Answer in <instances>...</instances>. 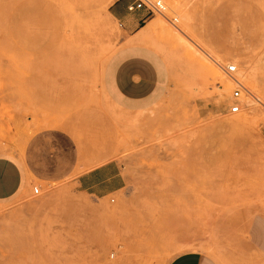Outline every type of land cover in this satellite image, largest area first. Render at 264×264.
<instances>
[{
    "label": "rangeland",
    "instance_id": "1",
    "mask_svg": "<svg viewBox=\"0 0 264 264\" xmlns=\"http://www.w3.org/2000/svg\"><path fill=\"white\" fill-rule=\"evenodd\" d=\"M113 1L0 0V154L27 184L0 200V264H167L193 248L261 264L264 0H165L164 15L131 25ZM139 26L161 88L131 108L104 73ZM228 62L245 86L236 113ZM110 159L121 188H78Z\"/></svg>",
    "mask_w": 264,
    "mask_h": 264
},
{
    "label": "crops",
    "instance_id": "2",
    "mask_svg": "<svg viewBox=\"0 0 264 264\" xmlns=\"http://www.w3.org/2000/svg\"><path fill=\"white\" fill-rule=\"evenodd\" d=\"M121 1L114 0L110 4L115 16L127 19L130 22L128 25L133 24L134 19L141 20L143 14L141 10L131 13L126 9V4L130 0L125 6ZM142 27L129 29L127 37L121 41L117 51L109 59L104 73L105 87L110 94L118 102L131 108L150 104L158 96L161 88L156 51L135 38ZM54 174L56 173L51 176L56 177L57 175ZM74 182L81 190L104 195L121 188L124 184V176L117 161L110 159L79 173ZM26 186V176L16 158L0 154V200L17 195ZM261 226L263 239L259 255L262 259L261 264H264V222ZM167 264L218 263L201 250L193 248L179 252Z\"/></svg>",
    "mask_w": 264,
    "mask_h": 264
},
{
    "label": "built area",
    "instance_id": "3",
    "mask_svg": "<svg viewBox=\"0 0 264 264\" xmlns=\"http://www.w3.org/2000/svg\"><path fill=\"white\" fill-rule=\"evenodd\" d=\"M167 5L165 0H130L126 4V9L129 12H135L138 10L142 11L141 19L147 18L148 16L159 13L164 14L166 11ZM172 21H176L177 17L173 16ZM223 68L224 73L232 80L233 89L231 91V97L233 98L232 103L229 105V111L232 113L239 112L241 110V92L245 88V86L238 81L236 78L237 65L234 62H228L225 64ZM39 187L33 186V191L38 192ZM113 200V198H111Z\"/></svg>",
    "mask_w": 264,
    "mask_h": 264
},
{
    "label": "bare ground",
    "instance_id": "4",
    "mask_svg": "<svg viewBox=\"0 0 264 264\" xmlns=\"http://www.w3.org/2000/svg\"><path fill=\"white\" fill-rule=\"evenodd\" d=\"M164 15V14H163ZM160 24V21H157V22H153V21H150L146 27L143 28L142 30V35H147L149 34L153 29H154V26L155 25H158ZM237 73V72H236ZM239 81V80H238ZM104 254V253H103Z\"/></svg>",
    "mask_w": 264,
    "mask_h": 264
}]
</instances>
